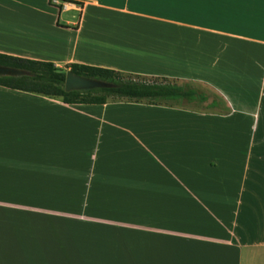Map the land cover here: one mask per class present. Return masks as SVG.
Instances as JSON below:
<instances>
[{"label":"crops","instance_id":"crops-1","mask_svg":"<svg viewBox=\"0 0 264 264\" xmlns=\"http://www.w3.org/2000/svg\"><path fill=\"white\" fill-rule=\"evenodd\" d=\"M52 1L0 0V54L213 96L200 111L0 87V264H264V0Z\"/></svg>","mask_w":264,"mask_h":264},{"label":"trees","instance_id":"trees-1","mask_svg":"<svg viewBox=\"0 0 264 264\" xmlns=\"http://www.w3.org/2000/svg\"><path fill=\"white\" fill-rule=\"evenodd\" d=\"M0 66L28 72L27 76L0 77V87L60 100L64 104L103 105L108 102L136 103L153 106L176 107L182 103L207 101V95L198 93L188 83L162 77H146L110 69L68 64L66 70L56 68L50 62L29 60L0 54ZM114 85L100 88L65 92L64 81L67 72ZM215 100L207 107H214Z\"/></svg>","mask_w":264,"mask_h":264},{"label":"water","instance_id":"water-1","mask_svg":"<svg viewBox=\"0 0 264 264\" xmlns=\"http://www.w3.org/2000/svg\"><path fill=\"white\" fill-rule=\"evenodd\" d=\"M28 72L24 70H18L15 68L0 66V77H19V76H27ZM115 87L112 84L102 82L99 80H92L84 77L77 76L72 72H67L65 75L64 81V90L65 92L71 91H81V90H93V89H108Z\"/></svg>","mask_w":264,"mask_h":264},{"label":"rangeland","instance_id":"rangeland-1","mask_svg":"<svg viewBox=\"0 0 264 264\" xmlns=\"http://www.w3.org/2000/svg\"><path fill=\"white\" fill-rule=\"evenodd\" d=\"M52 4L56 5V6H60L61 8H63V5L65 4L64 2H58L56 1V3H54L52 1ZM71 8V6H68ZM73 14V12L67 13V14H62L61 18H60V23H62V21H64V19H66L67 16H71ZM192 87L196 88L198 93H204L205 95H207L210 99H212L213 93L210 89H208L207 87H203L202 85H191ZM184 103V102H183ZM186 107L192 108L194 110H204L205 108V104H201L198 101H196L193 104H188L186 105Z\"/></svg>","mask_w":264,"mask_h":264},{"label":"built area","instance_id":"built-area-1","mask_svg":"<svg viewBox=\"0 0 264 264\" xmlns=\"http://www.w3.org/2000/svg\"><path fill=\"white\" fill-rule=\"evenodd\" d=\"M53 2H54V3H56V1H55V0H53ZM68 6H70V5H69V4H67V3L63 5V7H64V8H67Z\"/></svg>","mask_w":264,"mask_h":264}]
</instances>
